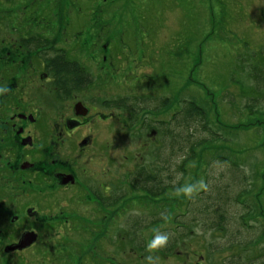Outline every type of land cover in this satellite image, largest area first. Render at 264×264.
Segmentation results:
<instances>
[{
    "label": "rangeland",
    "instance_id": "1",
    "mask_svg": "<svg viewBox=\"0 0 264 264\" xmlns=\"http://www.w3.org/2000/svg\"><path fill=\"white\" fill-rule=\"evenodd\" d=\"M29 1L13 0L15 5L8 7L10 2L0 0V10L15 11L19 17ZM54 1L46 0L43 5L48 8V32L57 33L65 26L71 62L75 69L82 64L90 78L86 96H81V90L73 91L90 107V120L76 128L65 126L66 118H62L68 113L73 116L74 94L54 97L50 82L37 76L36 102L23 108L33 109V115L42 118L36 136L43 139L35 141L40 150L30 149L23 158L34 166L14 169L12 187L19 198L2 207L24 214L26 207L34 205L42 212L41 195L47 184L39 183L38 178L53 176L56 164L52 163L88 160L86 167L100 179L98 184L108 176L118 182L121 177L126 179L135 166L151 162L150 155L157 147L144 134L146 128L138 134L134 128L125 129L123 115L109 111L116 107V100L122 103L121 99H126L129 105L132 99V107L139 108V113L147 107L151 109L148 118L162 122L181 106L180 101L189 99L208 111L207 120L213 131L219 132L218 137L202 131L198 134L195 128L192 140L183 143L178 137L172 147L170 142L169 146L162 143L159 155L164 162L168 158L175 187L154 199L131 190L125 210L133 217L157 216L162 221L144 222L147 224L140 227L143 240L134 235L133 246L127 226L121 222L115 232V261L147 264L145 257L150 253L146 244L158 230L169 233L170 238L166 247L153 254L159 257L157 264H264V98L258 94L264 84L259 82L264 77V0H58V7ZM38 20L34 31L46 33L36 27ZM50 38L51 43L56 40ZM166 102L170 103L167 110L160 107L153 113ZM94 113H111L113 117L101 121ZM25 128L34 139V126ZM60 133L69 140L62 143ZM85 134L92 136L91 143L68 153L80 149L71 148V143ZM200 138L207 143H197ZM52 140L58 145H51ZM185 151H196V155L184 164L182 177L179 167ZM30 178L36 182L28 183ZM201 179L206 191L191 199L175 196L180 185ZM214 209L224 214L222 230L213 223ZM127 214L122 217L121 213L118 219ZM181 224H187L188 229Z\"/></svg>",
    "mask_w": 264,
    "mask_h": 264
},
{
    "label": "flooded vegetation",
    "instance_id": "2",
    "mask_svg": "<svg viewBox=\"0 0 264 264\" xmlns=\"http://www.w3.org/2000/svg\"><path fill=\"white\" fill-rule=\"evenodd\" d=\"M6 1L10 2L8 7L15 5L13 0ZM57 2L59 1L53 2L55 7L60 5ZM46 3V0L34 1V3L30 0L27 5L26 3L23 5V12L19 14V17L15 11L8 13L0 10V96L3 97L0 102V264H117L115 261L117 258L116 227L121 225V222L127 226L126 230L127 228L131 230L132 227L133 213L127 214L125 211L128 208L129 201L127 200L131 191L127 176L126 179L121 177L119 182L111 180L108 176L107 179H102L103 183L98 184L100 179H96L90 173V167H86L88 160L52 163V165L56 164L53 176L38 178L39 183L47 184V189H43L41 195V205L44 206L42 212L34 205L26 207L24 214L23 211L8 212L2 207V204L15 202L19 198L12 187L16 174L14 169L18 167V170H30L34 166L32 162L25 161L23 158L31 151L30 149L40 150L36 142L43 139L42 136H36L42 126L40 123L42 118L38 119L39 117L34 116L33 109L29 111L28 107L23 108V105L36 102L35 92L39 86L37 76L45 82H50L52 92L56 93L54 97L57 98L71 96L76 93L73 92L76 90H81L82 97L86 96V87L91 83L89 76H86L83 71L79 72L77 77L74 75L70 80L61 78L62 74L56 79V74L53 72L59 71L61 64L53 63L55 59L52 57L55 54L47 52L48 49L45 47L44 49H29L26 41L28 39L31 43L35 38L37 31H34L33 26L40 18L36 27L44 28L42 31L46 33L37 35L57 49H63V53L61 51L59 56L62 60L65 62L72 60V55L68 52L65 26L62 25L57 33L48 32L49 27L46 23L48 8L43 7ZM57 12H52L51 15ZM62 18L60 17L59 20ZM50 36L56 38L52 43ZM45 55L49 58L46 59ZM49 73H51L50 77L47 75ZM4 87L7 91H3ZM63 87L67 88V92H64ZM76 96L74 94L73 99L76 102L72 107L71 115L73 116L68 113L62 118H66L63 122L65 126H74V128L80 123L88 124L90 120L88 118L90 107ZM111 110L123 115L121 124L128 129V126L124 124L125 115L120 107H112L109 111ZM93 116H99L103 119L101 121L113 117L111 113H94ZM147 116V113H140L132 128L137 134L146 128L144 134L154 140L155 128L151 127V123L154 122L153 119L150 121L145 119ZM146 122L151 123L147 125ZM30 125L35 128L33 132L36 140L25 128ZM58 136L60 140L64 139L62 143L69 140L61 137V133ZM91 141L92 136L89 134L74 138L71 148L80 149H72L68 153L83 150ZM50 143L53 146L58 145L53 140ZM27 182L33 184L36 181L30 178ZM21 183H24V180ZM32 194H25V196L29 197ZM146 195L152 199L160 197L154 196L153 198ZM121 213H123L122 217L126 214L127 216L119 220ZM139 218H142L143 223L148 220H161L157 216ZM26 233L34 235L33 242L22 249L14 248L20 243L22 235Z\"/></svg>",
    "mask_w": 264,
    "mask_h": 264
},
{
    "label": "trees",
    "instance_id": "3",
    "mask_svg": "<svg viewBox=\"0 0 264 264\" xmlns=\"http://www.w3.org/2000/svg\"><path fill=\"white\" fill-rule=\"evenodd\" d=\"M37 34H41L40 32H37L35 35V38L33 39V41L31 43L28 42L27 39V43L29 44V49L30 50H36L38 48L44 49V47L46 49H48L47 52L51 51L50 53L55 54L54 57H52V59H55V61L53 63H60L61 65L59 66L58 70L59 71H55L53 72V74H56V79L57 76H59L60 74H62L61 78H65L67 80H70V74H77L78 72H76L77 70H79V72L81 73L82 71L85 72L84 70H82L83 65H79V68L75 69L74 65L72 64V62H65L64 60H62V57L60 56V53L63 49H57L55 46L50 45L49 42H44L43 38L40 37ZM33 46H32V45ZM63 53V51H62ZM53 54H49L50 56H52ZM47 55V54H46ZM45 55V58H49ZM52 59H51V63H52ZM84 68V67H83ZM254 70V68H253ZM86 73V72H85ZM87 76V74H86ZM260 83L264 82V77H260L259 79ZM71 86L73 87V83L71 82ZM64 92H67V88L63 87ZM264 84L261 87V91L260 93H258L259 95H262L261 97L264 98ZM122 103L119 102L118 100H116V102L114 103V106H118L122 108L124 110L123 113H125V119H124V124H126L130 129H132V127L136 124L137 122V116L140 113H147V115L149 114V112L151 111V109L149 110L147 107L142 108V110L139 113V108H133L132 104H134V101L132 99H129L130 103L128 105V101H126V99H121ZM167 101V100H166ZM181 104L178 105V109H176L175 111L172 112L170 118L167 121H158L155 118H150L153 119L154 123H151V127L155 128V133L156 136L154 138L153 141H156L151 143L153 145L154 148L157 147V151L156 153L154 152V154L150 155V160L151 162L148 163H144L141 162V164L135 166L132 171H130V173L127 175V179H128V183H129V188L130 190L133 191H137V192H145L146 194L150 195L151 197L154 198V196H162L165 194V192H167L168 189H173V180H175V178L173 177L174 175V171L172 168V166L169 163L168 158L165 159V162L162 161L164 160V158L161 160L160 155H159V148L165 144L168 146L172 143V141L174 142L175 140L178 139V137H180V139L182 140L183 143L187 142V140H192L190 136H192L193 134V130H195V128L197 129L198 134L202 131L205 133H208L212 136L218 137L217 132L213 131V128L211 127V124L209 122V120H207V116H208V111L206 109H204L200 104L196 103L193 100H189V99H183L182 101L179 102ZM168 102L166 103H162V106H157L154 108L153 113L159 112L157 109L160 108V110H167L169 107ZM146 119L148 121H150V119L148 118V116L146 117ZM147 123V122H146ZM150 123H147L150 124ZM178 126L177 129H175V131H172V127L173 126ZM173 134V136H172ZM169 136V137H168ZM195 138L197 136V133H194L193 135ZM157 137V139H156ZM199 137V136H198ZM216 139V138H213ZM170 142V144H169ZM163 143V144H162ZM192 144L191 148L194 147V143L193 141L190 142ZM197 143L200 144H204L207 143L206 140H204L203 138H200L199 141H197ZM172 147V144H171ZM194 150V149H193ZM189 151H185L184 155L182 156V163L180 164L179 167V172H182V177L184 176V171H185V163L188 160V158H193L196 155V151H190V154H193L190 157V154L188 153ZM146 153V151H145ZM222 161L225 159V157H219ZM160 160V161H159ZM225 163V162H224ZM227 164V163H226ZM230 164H232V167L236 166V163L231 162ZM229 164V165H230ZM203 208V207H202ZM201 208V209H202ZM200 209V208H199ZM205 210V213L207 211V209L204 208L202 209V211ZM214 211L216 212V218L214 219L213 223H216V226L218 227V229H223L222 227V221H224V214L223 212H218L214 209ZM218 212V213H217ZM250 213V212H249ZM187 212H185L184 214H181L182 217L186 216ZM178 216V214H177ZM240 219H242V217H240ZM132 227L131 230H128L127 228V235L130 237L129 239V243L133 246L134 242V235L135 236H139V238L141 240H143L142 234L140 233V227L141 225L147 224V223H143L142 222V218H134L132 217ZM162 221V218L161 220ZM160 221H151L148 220L146 222H151V223H155V222H160ZM247 225V224H246ZM182 228H187L188 229V225L187 224H181ZM264 228V227H263ZM153 236H151V238L149 240L152 239ZM148 240V241H149ZM133 242V244H132ZM143 244V242H142ZM137 249L140 248V246H136ZM135 249V248H134ZM136 250V249H135Z\"/></svg>",
    "mask_w": 264,
    "mask_h": 264
},
{
    "label": "clouds",
    "instance_id": "4",
    "mask_svg": "<svg viewBox=\"0 0 264 264\" xmlns=\"http://www.w3.org/2000/svg\"><path fill=\"white\" fill-rule=\"evenodd\" d=\"M3 91H7L4 89ZM207 185L203 179L196 181L195 183L186 182L183 185H180L175 189L176 197H185L191 199L194 195H196L200 191H206ZM170 238L169 233L155 231L151 240H149L146 244V251L150 253L145 257L147 264H157L159 257L153 255L154 253L160 251L164 247L167 246Z\"/></svg>",
    "mask_w": 264,
    "mask_h": 264
},
{
    "label": "water",
    "instance_id": "5",
    "mask_svg": "<svg viewBox=\"0 0 264 264\" xmlns=\"http://www.w3.org/2000/svg\"><path fill=\"white\" fill-rule=\"evenodd\" d=\"M34 235L31 233L23 234L19 244L15 245L14 248L22 249V247L27 246L33 242Z\"/></svg>",
    "mask_w": 264,
    "mask_h": 264
}]
</instances>
